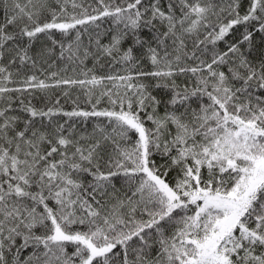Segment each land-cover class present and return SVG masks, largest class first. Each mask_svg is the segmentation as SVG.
<instances>
[{
	"label": "snow or ice",
	"instance_id": "1",
	"mask_svg": "<svg viewBox=\"0 0 264 264\" xmlns=\"http://www.w3.org/2000/svg\"><path fill=\"white\" fill-rule=\"evenodd\" d=\"M0 264H264V0H0Z\"/></svg>",
	"mask_w": 264,
	"mask_h": 264
}]
</instances>
